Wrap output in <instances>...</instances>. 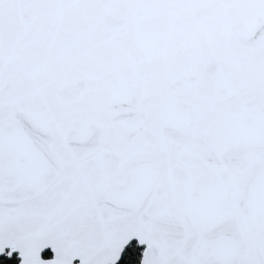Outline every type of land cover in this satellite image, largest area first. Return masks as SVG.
<instances>
[{
  "label": "snow or ice",
  "instance_id": "snow-or-ice-1",
  "mask_svg": "<svg viewBox=\"0 0 264 264\" xmlns=\"http://www.w3.org/2000/svg\"><path fill=\"white\" fill-rule=\"evenodd\" d=\"M0 264H264V0H0Z\"/></svg>",
  "mask_w": 264,
  "mask_h": 264
}]
</instances>
